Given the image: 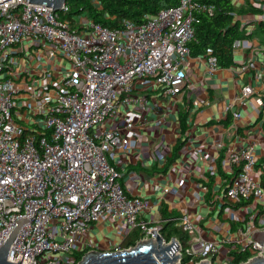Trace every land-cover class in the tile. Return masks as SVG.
<instances>
[{
    "label": "built area",
    "instance_id": "2783aa9c",
    "mask_svg": "<svg viewBox=\"0 0 264 264\" xmlns=\"http://www.w3.org/2000/svg\"><path fill=\"white\" fill-rule=\"evenodd\" d=\"M232 2L238 8L251 4L257 9L236 14L245 28L244 38L251 36L264 24V0ZM214 9L202 0H180L145 14L141 22L126 18L120 28L104 26L85 13L74 17V27L61 14L69 10L67 2L54 11L28 0H0V247L18 218L29 219L10 246L9 261L78 264L92 250L125 249L111 245L101 250L93 244L90 233L103 220L123 227L125 236L138 229L141 236L135 245L153 238L152 229L162 228V223L145 217L150 202L123 186V174L111 161L116 152L128 155L131 151L130 136L122 126L131 131L135 123L121 107L140 114L153 108L140 92L143 86L173 98L187 87L186 64L190 43L196 39L195 24L199 14H213ZM252 23L255 27L247 32ZM242 40L234 42L233 51ZM24 43L48 50L50 57L62 56L59 72L45 80L31 79L26 72L19 83L13 77L10 55ZM204 57L210 70L218 68L215 56L208 52ZM250 65L249 60L242 70ZM53 87L56 94L49 93ZM254 91L252 83L243 85L242 103ZM233 116L242 117L239 110ZM256 143L252 139L229 151L234 176L224 195L234 205L264 195L260 178L253 176ZM170 219L189 237L185 248L176 237L177 264H237L233 251L250 252L238 264L264 258V245L253 239L256 231L264 230V222L255 225L252 219L236 238L218 241L206 238L188 214ZM56 225L59 231L54 230ZM221 244L229 249L217 262ZM184 255L190 256L186 262Z\"/></svg>",
    "mask_w": 264,
    "mask_h": 264
},
{
    "label": "crops",
    "instance_id": "0c3cea01",
    "mask_svg": "<svg viewBox=\"0 0 264 264\" xmlns=\"http://www.w3.org/2000/svg\"><path fill=\"white\" fill-rule=\"evenodd\" d=\"M258 26L246 37L250 45L242 42L227 67L218 65L210 70L204 54H191L186 64L188 85L175 98L162 96L160 90L140 89L141 84L140 92L147 95L153 108L140 114L121 107L135 123L131 131L122 126L123 133L130 136L131 151L128 155L118 151L111 161L123 174V186L150 202L146 218L163 223L167 220L165 208L169 219L188 214L206 238L218 241L236 238L239 229L252 219L255 225L264 222V200L234 205L224 195L227 176L232 175L229 151L252 139L257 142L253 176L264 186V39L257 34ZM14 56L19 58L15 61ZM61 58L24 43L11 50L13 77L20 83L30 72L31 79L45 80L50 73L59 72ZM249 60L251 67L242 70ZM247 83H252L255 91L242 103L239 92ZM237 110L242 117L236 120L233 112ZM162 143H168L169 149L162 148ZM165 188H170L167 193ZM125 237L124 228L108 220L101 221L89 236L101 250L121 245Z\"/></svg>",
    "mask_w": 264,
    "mask_h": 264
},
{
    "label": "trees",
    "instance_id": "16d2710c",
    "mask_svg": "<svg viewBox=\"0 0 264 264\" xmlns=\"http://www.w3.org/2000/svg\"><path fill=\"white\" fill-rule=\"evenodd\" d=\"M202 1L214 5L215 9L213 14H199V20L195 24L196 39L190 43L191 54L199 55L209 52L216 57L219 66L227 67L233 61L234 42L246 36L245 28L241 26L236 14L257 11V9L251 4L248 7L238 8L232 0ZM179 2L180 0H67L69 10L62 11L61 14L63 18L70 19L74 27L77 25L74 17L85 13L88 18L104 26L120 28L126 18L141 22L145 14H154L161 8L177 5ZM257 32L264 39V24H259ZM233 176H227L229 182ZM163 211L164 220H167L162 223V236L166 241L177 237L185 248L189 239L187 232L177 226L174 220L169 219L171 216L166 208ZM140 236L141 232L138 229L132 231L123 239L121 247L127 248L135 245ZM233 254L237 264L250 256L249 251L240 253L233 251ZM81 256L79 254L77 257L80 259ZM189 258V255H184L183 261L186 262Z\"/></svg>",
    "mask_w": 264,
    "mask_h": 264
},
{
    "label": "water",
    "instance_id": "95a60500",
    "mask_svg": "<svg viewBox=\"0 0 264 264\" xmlns=\"http://www.w3.org/2000/svg\"><path fill=\"white\" fill-rule=\"evenodd\" d=\"M30 3L46 4L52 7L54 11H60L67 0H28ZM226 191V189H225ZM27 217L18 218L17 224L12 229L11 233L0 247V264H21L12 262L7 259L9 249L13 243L20 226L27 222ZM161 230L152 229L153 238L140 242L132 248H125L116 251H100L92 250L86 253L78 264H177L180 258L178 251V240L172 237L166 241L161 234ZM253 239L264 245V230L256 231L253 234ZM32 264V263H31ZM201 264H207L206 262ZM251 264H264L263 257H255Z\"/></svg>",
    "mask_w": 264,
    "mask_h": 264
},
{
    "label": "rangeland",
    "instance_id": "374dc122",
    "mask_svg": "<svg viewBox=\"0 0 264 264\" xmlns=\"http://www.w3.org/2000/svg\"><path fill=\"white\" fill-rule=\"evenodd\" d=\"M255 27V24H249L248 25V27H247V32H250L253 28ZM242 42H245V45L246 46H248V45H250V43H251V41H250V39L249 38H245L244 40H242ZM19 57L18 56H14L13 57V59L16 61L17 59H18ZM50 94H56L57 93V90H56V88H52L51 90H50V92H49ZM182 93V92H181ZM181 93H179V94H181ZM39 119H42V117H39ZM261 200H264V197H260L259 198V201L261 202ZM242 209H246L245 207H242ZM54 230L55 231H59L60 230V226H54ZM204 231V230H203ZM205 232V231H204ZM94 240H96V238H94ZM237 247V245L236 244H234L233 246H232V248H236ZM228 249H229V247L228 246H226V245H224V244H221L220 245V250H221V252H220V254H219V256H218V258H217V260L218 261H221L222 260V255L224 256V254H226V252L228 251ZM110 251H113V250H110Z\"/></svg>",
    "mask_w": 264,
    "mask_h": 264
}]
</instances>
